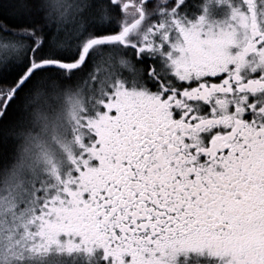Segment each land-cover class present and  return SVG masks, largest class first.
<instances>
[{
  "label": "snow or ice",
  "instance_id": "obj_1",
  "mask_svg": "<svg viewBox=\"0 0 264 264\" xmlns=\"http://www.w3.org/2000/svg\"><path fill=\"white\" fill-rule=\"evenodd\" d=\"M66 93L71 161L35 184L47 244L264 264V0H0V147Z\"/></svg>",
  "mask_w": 264,
  "mask_h": 264
},
{
  "label": "rangeland",
  "instance_id": "obj_2",
  "mask_svg": "<svg viewBox=\"0 0 264 264\" xmlns=\"http://www.w3.org/2000/svg\"><path fill=\"white\" fill-rule=\"evenodd\" d=\"M77 104L66 93L35 108L30 116L21 157L0 184V264H86L83 254L69 256L40 236L35 187L45 177L52 179L67 163L74 143L69 121ZM101 255L98 251L92 264H103Z\"/></svg>",
  "mask_w": 264,
  "mask_h": 264
},
{
  "label": "trees",
  "instance_id": "obj_3",
  "mask_svg": "<svg viewBox=\"0 0 264 264\" xmlns=\"http://www.w3.org/2000/svg\"><path fill=\"white\" fill-rule=\"evenodd\" d=\"M13 118L15 119V117ZM27 132L24 130L21 137L15 142L0 147V184L10 176L8 174L12 173L17 166L16 164L19 157H21ZM6 175L7 177L4 178Z\"/></svg>",
  "mask_w": 264,
  "mask_h": 264
},
{
  "label": "flooded vegetation",
  "instance_id": "obj_4",
  "mask_svg": "<svg viewBox=\"0 0 264 264\" xmlns=\"http://www.w3.org/2000/svg\"><path fill=\"white\" fill-rule=\"evenodd\" d=\"M217 14H219V13H217ZM71 161V152L68 154V161H67V163H65V166L69 163ZM64 166V167H65ZM59 173H60V171L58 172V173H55L54 174V177L52 178V179H55L58 175H59ZM38 199H40V197H38ZM25 207V206H24ZM37 207H40V205H38ZM39 209V208H38ZM208 263H210V262H208Z\"/></svg>",
  "mask_w": 264,
  "mask_h": 264
}]
</instances>
